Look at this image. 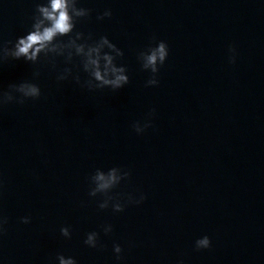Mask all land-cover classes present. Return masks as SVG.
I'll use <instances>...</instances> for the list:
<instances>
[{"label":"water","instance_id":"water-1","mask_svg":"<svg viewBox=\"0 0 264 264\" xmlns=\"http://www.w3.org/2000/svg\"><path fill=\"white\" fill-rule=\"evenodd\" d=\"M84 6L91 12L77 28L121 48L129 80L117 90H89L55 79L65 66L60 57L55 68L44 58L0 61V87L36 71L41 89L34 100L0 106V260L55 264L59 252L77 264H264V0ZM105 7L112 15L97 21ZM33 11L34 0H0V44L26 30ZM158 39L168 56L158 84L145 86L149 73L136 52ZM69 67L79 72L78 62ZM149 109L151 125L137 134L131 124ZM114 165L129 178L112 191L145 197L120 212L88 196L87 177ZM104 223L112 225L108 234ZM61 225L70 226V238ZM91 230L102 247L83 244ZM203 234L211 246L195 250Z\"/></svg>","mask_w":264,"mask_h":264},{"label":"clouds","instance_id":"clouds-1","mask_svg":"<svg viewBox=\"0 0 264 264\" xmlns=\"http://www.w3.org/2000/svg\"><path fill=\"white\" fill-rule=\"evenodd\" d=\"M91 9L84 6V0H34V11L30 17V24L21 34L15 36L11 41H4L0 44V61L7 58H23L29 64H36L41 58L47 59L51 66L55 68V59L62 58L64 67L56 70L55 79L57 81L71 78L81 87L89 90L109 88L117 90L128 83L124 63L119 62L123 57V51L108 36L100 34L94 36L91 32H83L77 28V23L82 18H88ZM112 11L105 7L96 13V20L110 17ZM154 39V38H153ZM10 45V46H8ZM168 45L162 40H155L144 48L136 52V59L141 70L149 73L144 81L145 86L158 84L157 73L168 56ZM228 63L235 60V49L228 45ZM78 62L79 72H73V68ZM85 74V79L81 80L79 73ZM39 73L34 71L32 79H23L16 83H10L6 88L0 87V106L14 102L24 103L27 99H36L41 95V89L35 80ZM153 109H149L143 122L133 121L132 129L141 134L144 129L151 125ZM129 178V170L123 166H111L106 170L96 168L87 177L89 187V197H101L96 201L99 209L111 208L113 212H120L126 204H140L144 200V193L138 192L124 194L114 193L112 190ZM21 223L30 222L29 216L19 217ZM6 217L0 215V233ZM101 231L108 234L112 231L110 223H104ZM59 233L64 238H70V226L61 225ZM83 244L89 248L102 247L98 241L96 230L87 231L83 237ZM211 246L210 238L207 234L200 235L193 241L195 250L208 249ZM114 259H121V246L118 243L112 244ZM0 264L3 261L0 260ZM55 264H77V260L72 255L56 253ZM177 264H182L178 261Z\"/></svg>","mask_w":264,"mask_h":264}]
</instances>
